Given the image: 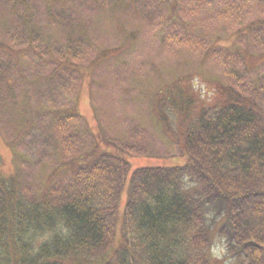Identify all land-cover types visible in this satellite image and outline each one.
<instances>
[{
	"label": "trees",
	"instance_id": "obj_1",
	"mask_svg": "<svg viewBox=\"0 0 264 264\" xmlns=\"http://www.w3.org/2000/svg\"><path fill=\"white\" fill-rule=\"evenodd\" d=\"M69 1L74 0H46L44 16L50 31L61 28V43L45 39L50 31L26 9L8 31L12 45L22 46L31 62L23 69L36 64L40 80L50 86L49 93L36 95L38 103L55 113L53 136L36 133L38 125L29 122L9 147L17 157L26 151L27 137H55L57 143L46 148L43 158L49 159L60 144L67 155L60 167L71 172L52 182L43 200L33 202L24 194V183L2 170L0 152V264H264V77L256 85L253 77L238 78L244 73L237 71L240 63L215 51L228 79L215 88L217 98L207 99L211 93L199 90L189 76L158 92L159 125L180 152L173 156L174 165L134 168L132 158L146 154L145 131L127 123L140 147H122L99 136L83 154L89 126L77 112L75 95L86 80L91 86L100 66L111 75L124 72L125 64L113 68L106 63L113 55L131 54L124 45L111 47L91 60L93 68L87 66L96 45L86 24L76 25L69 12L55 7ZM98 1L91 0L94 6ZM140 1L133 0L132 9ZM146 1L143 11L157 8L156 0ZM186 1L191 14L197 12L191 10L194 5L222 23H233V10L240 19L239 12L252 7L259 18L248 29L264 51V0H231V5L230 0ZM170 21H160L153 37L186 45L191 31L171 29ZM6 45L1 43L0 51L12 57ZM12 102H18L13 95ZM24 105H16L20 119L31 114ZM216 245L223 259L210 253Z\"/></svg>",
	"mask_w": 264,
	"mask_h": 264
},
{
	"label": "rangeland",
	"instance_id": "obj_2",
	"mask_svg": "<svg viewBox=\"0 0 264 264\" xmlns=\"http://www.w3.org/2000/svg\"><path fill=\"white\" fill-rule=\"evenodd\" d=\"M156 1L157 8L147 7L148 11L141 9L146 6V0H141L135 9L131 6L133 0H124L122 4H119L118 0H99L96 6L91 0H74L67 4L55 5L56 8L69 12L76 25L86 24V29L96 45L95 50L89 53V60L84 62L90 68H93L91 60L111 47L124 45L125 52L131 54L124 56L122 52V57L113 55L106 63L113 68L117 64H125L124 72L119 71L118 76L111 75L106 71L107 67L100 66L94 72L91 86L86 80L75 95L77 112L84 116L89 126L81 149L83 154H88L93 149L90 144H96L99 136L122 147L131 143L140 147L137 139L127 131L134 124L145 131L143 146L146 148L145 155L132 158L134 168L174 165L177 161L173 156L180 152L179 148L167 139L159 125L155 112L158 92L165 93L166 87L173 86L182 79L186 81L189 76L195 79L199 90L204 92L206 89L211 93L207 99L217 98L215 88L220 84L226 85L228 79L224 76L226 68L222 63L223 59L213 56L215 51L229 53L233 60L238 61L237 64L240 63L236 66L237 71L243 70L244 73L237 74L238 78L253 77L256 85L258 80L264 77V51L254 38V33L250 31L252 29H248V26L259 18V14L252 7L240 11V19L233 10V19L230 20L233 23H222L215 15L205 13L194 5L191 10L197 12L191 14L186 0ZM228 4L231 5V0ZM23 9L37 14L36 21L43 28L51 30L44 16L46 0H0V44L6 43L8 52L12 53L11 57L0 51V106L3 107L0 108V152L5 163L2 170L8 174L13 172L12 174L24 183L27 199L36 202L46 197L44 192L52 182L58 181L63 174L68 175L71 171L60 167L66 164L67 157L61 152L60 144L57 149L52 148L49 159L43 158L42 155L57 143L54 142L55 137L53 140L50 137L45 140L39 137L40 133L54 135L51 120L54 119L55 113L53 110H50L51 113L44 110L36 98L39 93H49L50 86L40 80L41 74L36 64L27 70L23 69L22 65L27 66L30 60L23 57L22 46L12 45V35L8 34L14 24L20 22L18 20L24 13ZM159 14L162 20L158 16L152 17ZM169 20L171 21L168 27L171 29L180 30L182 26L191 31V38L186 42L188 47L175 45L177 42L171 40L167 43L159 42V38L153 37L154 27H161L158 25L160 21L162 25ZM52 29L49 35L44 32L45 39L51 38L52 44L63 42L61 28L53 26ZM216 45L219 48L214 50ZM17 62L21 68L14 64ZM10 78L15 85L13 92L7 85H10ZM236 86H239L238 82ZM12 95L18 100L17 104L30 106L31 114L28 118H19L17 104H13ZM28 97L31 98V105ZM28 114L27 112V116ZM29 122L38 125L39 132L36 130V133H39V139L27 137L29 141L25 145L26 151H21L23 155L15 157L9 143L20 139L26 123ZM124 123L128 124L127 129ZM139 142L141 143L140 140ZM87 143L89 147L85 148ZM213 238L218 244L216 234H213ZM217 246L211 249L210 253L222 258L225 256L223 250L216 248Z\"/></svg>",
	"mask_w": 264,
	"mask_h": 264
}]
</instances>
